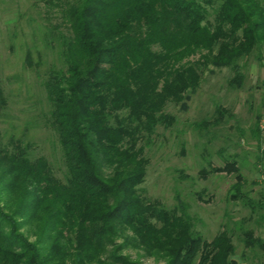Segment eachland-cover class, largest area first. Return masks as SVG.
Masks as SVG:
<instances>
[{
  "label": "trees",
  "instance_id": "trees-1",
  "mask_svg": "<svg viewBox=\"0 0 264 264\" xmlns=\"http://www.w3.org/2000/svg\"><path fill=\"white\" fill-rule=\"evenodd\" d=\"M46 2L64 32V68L48 72L44 89L65 178L31 160L28 146L0 142V264H135L127 249L164 264H239L227 231L208 242L181 202L162 208L138 187L145 145L175 123L168 104L184 110L213 69H230L229 84L242 85L241 61L264 45V0ZM215 112L222 119L225 110ZM219 172L236 174L237 198L235 162L199 174ZM242 242L253 248L260 239L244 230Z\"/></svg>",
  "mask_w": 264,
  "mask_h": 264
},
{
  "label": "rangeland",
  "instance_id": "rangeland-1",
  "mask_svg": "<svg viewBox=\"0 0 264 264\" xmlns=\"http://www.w3.org/2000/svg\"><path fill=\"white\" fill-rule=\"evenodd\" d=\"M47 0H0V142L11 150L28 146L31 160L45 159L53 176L64 181L66 167L58 136L49 124L51 106L44 89L50 70L64 68L58 33L63 32L56 7ZM209 19L213 11L208 8ZM64 33V32H63ZM244 79L229 84L228 68L206 72L186 108L168 104L175 123L157 127L145 145L148 159L142 196L162 208L184 207L193 230L211 241L225 230L232 237V255L239 264H264V45L241 61ZM225 110L217 119L215 110ZM235 162L242 176L237 198H231L235 173L202 177L201 170ZM252 230L260 244L246 248L243 231ZM30 241L35 237L31 235ZM135 264H164L155 257L127 249Z\"/></svg>",
  "mask_w": 264,
  "mask_h": 264
}]
</instances>
